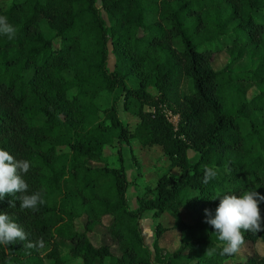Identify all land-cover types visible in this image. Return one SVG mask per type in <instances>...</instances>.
<instances>
[{
  "label": "trees",
  "instance_id": "1",
  "mask_svg": "<svg viewBox=\"0 0 264 264\" xmlns=\"http://www.w3.org/2000/svg\"><path fill=\"white\" fill-rule=\"evenodd\" d=\"M0 16L17 29L11 40L0 35V149L30 162L29 193L44 200L21 211L19 199L6 194L0 212L21 224L29 240L45 241L39 249L21 241L0 245V264H66L60 240L85 264H264V250L236 262V253L221 255L225 242L204 212L215 216L219 198L213 199L220 195L255 189L264 195V0H100V8L96 0H9ZM43 19L54 32L50 39ZM227 31L229 64L216 72L215 44ZM108 45L116 60L112 72ZM245 59L255 67L231 70ZM140 68L148 76L127 88L128 76ZM100 92L114 97L109 107L97 104ZM119 102L139 120L133 131L118 118ZM165 110L180 116L176 129ZM134 141L161 148L179 173L138 193L133 209L121 147L129 149L134 184L140 175ZM106 147H118V167L105 165ZM188 151L198 156L195 162ZM205 166L217 172L208 184ZM259 207L264 220V201ZM147 212L155 219L174 216V252L159 247L167 229L158 223L152 258L140 226ZM100 228L110 245L92 243ZM241 231V247L264 248V231Z\"/></svg>",
  "mask_w": 264,
  "mask_h": 264
},
{
  "label": "rangeland",
  "instance_id": "2",
  "mask_svg": "<svg viewBox=\"0 0 264 264\" xmlns=\"http://www.w3.org/2000/svg\"><path fill=\"white\" fill-rule=\"evenodd\" d=\"M9 0H0V6L1 8L5 9L8 6ZM96 7L100 8V0H96ZM102 16L104 18L105 14L102 12ZM40 27L43 32V36L46 39H50L53 37L54 32L51 30V28L48 25V21L46 19L41 20ZM228 32L227 35L222 36L218 42L215 44V48L217 49L218 53L214 54L212 57V64L211 67L214 71L218 72L223 70L228 64H229V58L227 54L225 53V49L229 46L228 44ZM116 63L115 57L112 54L111 47L108 45V62H107V68L110 72L114 70V65ZM256 63H252L249 60H242L232 66L233 72H239V71H247L250 69H253L255 67ZM147 75V70L140 68L137 69L136 72L133 71L126 80V86L127 88H138L139 85L144 81ZM188 84L186 83L184 86V90L187 91ZM95 100L97 104L101 108L109 107L114 100L113 96H110L106 92H100L95 96ZM145 111H149L148 108H144ZM117 113L118 118L124 122L131 131H133L135 125L139 122V120L131 115L125 114L122 111V104L119 102L117 104ZM165 116L167 120L170 122V124L176 129L178 122L180 120V116L176 115L175 113H172L168 110H165ZM118 148V147H116ZM112 147H106L104 149V157L106 159L105 165L108 167H118L119 162L117 160V149ZM132 153H134L139 165H140V175L135 180V183L130 185L131 187L127 189L126 191V199L128 202V205L130 207H137L136 203V196L139 193L140 195L144 191L145 188L147 189H154L158 179L161 176L170 175L175 176L179 173L178 169H174L170 166V162L168 158L163 154L161 148L159 147H151V148H143L139 143L134 141L132 142ZM121 156L123 157L124 151L127 153L129 157V149L122 145L121 147ZM187 157L190 160V162H195L198 158L196 154H194L192 151L187 152ZM128 159V158H127ZM127 163V162H126ZM131 164V162H130ZM127 164L126 168V176L130 173V167H132V164ZM136 177V173H135ZM134 177V178H135ZM134 185V186H133ZM184 220L186 219V216H184ZM109 223V219L104 220V227ZM161 224L166 230V232L162 235V237L159 239V247L163 250L174 252L178 246H179V232L175 230L173 227L175 225V218L170 213H164L159 217L158 219H155L152 217V212H150L147 215H143V218L140 222L141 230H142V237L145 246L149 249L152 258L154 256L153 252V243L155 240V234H154V228L156 224ZM84 225V220H80L77 222V227L80 229ZM105 228L98 229L92 236V243L94 245L98 244H109L110 240L106 235ZM60 245V252L62 257L65 259L66 264H85L81 259L73 258L69 250L73 248V245H71L68 242L59 241ZM264 250L263 245L260 243H257V245H250L246 244L243 247L239 249V251L236 253V258L234 260H231V262H236L237 260L243 259L250 255L253 252H260L262 253ZM47 250L44 249L42 251V255L46 254ZM111 253L113 255H118V249L117 246H111ZM45 264H51L49 261H45ZM106 264V263H105Z\"/></svg>",
  "mask_w": 264,
  "mask_h": 264
},
{
  "label": "clouds",
  "instance_id": "3",
  "mask_svg": "<svg viewBox=\"0 0 264 264\" xmlns=\"http://www.w3.org/2000/svg\"><path fill=\"white\" fill-rule=\"evenodd\" d=\"M17 29L8 22L6 16H0V35H6L8 39L15 38ZM30 162L25 159H16L8 151L0 149V200L7 195H12L20 201V210H36L38 204L44 200L40 192L29 193V185L24 175L30 170ZM217 172L214 168L205 166L203 183L208 184L214 179ZM16 193H21L16 197ZM219 204L212 216L210 209H205L206 223L211 225L217 232L220 241L225 242L221 255H233L237 253L245 242L244 232L257 234L264 231V220H262L259 204L264 201V195L258 191H245L239 196L236 194H224L217 196ZM10 206L15 208V202L10 201ZM18 241L24 242L26 249H39L45 246L43 237L36 241L28 239L21 224L15 222L12 216L0 212V245L9 246ZM209 255L212 252H208Z\"/></svg>",
  "mask_w": 264,
  "mask_h": 264
},
{
  "label": "crops",
  "instance_id": "4",
  "mask_svg": "<svg viewBox=\"0 0 264 264\" xmlns=\"http://www.w3.org/2000/svg\"><path fill=\"white\" fill-rule=\"evenodd\" d=\"M134 143V142H133ZM125 146V145H124ZM121 152H122V150H121ZM128 158V159H127ZM123 165H124V168H125V174H126V170H127V168H126V166H127V164L129 163L130 164V159H129V157H128V155H127V153L124 151V154H123ZM127 162V163H126ZM131 165V164H130ZM133 167V166H132ZM134 177H135V170L134 169H132L131 167H130V173L129 174H127V176H126V178H127V181L129 182V186H128V189L131 187L130 185H131V182H132V180L134 179ZM128 191V190H127ZM136 205V204H135ZM131 208H135V207H131ZM150 212H147V213H145V215H147V214H149Z\"/></svg>",
  "mask_w": 264,
  "mask_h": 264
}]
</instances>
